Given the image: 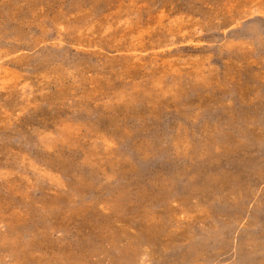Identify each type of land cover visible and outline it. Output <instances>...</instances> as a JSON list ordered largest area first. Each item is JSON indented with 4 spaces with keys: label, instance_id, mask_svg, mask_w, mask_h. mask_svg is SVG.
<instances>
[{
    "label": "rangeland",
    "instance_id": "374dc122",
    "mask_svg": "<svg viewBox=\"0 0 264 264\" xmlns=\"http://www.w3.org/2000/svg\"><path fill=\"white\" fill-rule=\"evenodd\" d=\"M0 264H264V0H0Z\"/></svg>",
    "mask_w": 264,
    "mask_h": 264
}]
</instances>
